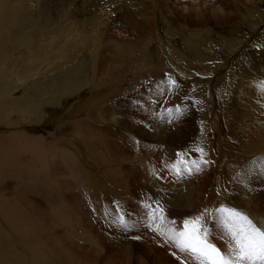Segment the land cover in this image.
I'll return each instance as SVG.
<instances>
[{"label": "rangeland", "instance_id": "rangeland-1", "mask_svg": "<svg viewBox=\"0 0 264 264\" xmlns=\"http://www.w3.org/2000/svg\"><path fill=\"white\" fill-rule=\"evenodd\" d=\"M259 32L264 0H0V264H206L155 230L197 217L232 257L221 207L264 228V64L228 73Z\"/></svg>", "mask_w": 264, "mask_h": 264}, {"label": "snow or ice", "instance_id": "snow-or-ice-1", "mask_svg": "<svg viewBox=\"0 0 264 264\" xmlns=\"http://www.w3.org/2000/svg\"><path fill=\"white\" fill-rule=\"evenodd\" d=\"M203 152L202 149H198ZM191 171V169H187ZM179 169L177 173L179 174ZM223 224L230 235L232 257H225L214 245L207 242L206 232L199 226L200 217L195 220H185L183 230L175 228L162 229L157 224L155 230L167 239L172 240L182 252H191L206 261V264H264V228L258 227L248 216L235 209H219ZM156 220L155 211L152 213ZM160 221H163V210H160ZM123 224V217L120 218Z\"/></svg>", "mask_w": 264, "mask_h": 264}, {"label": "bare ground", "instance_id": "bare-ground-1", "mask_svg": "<svg viewBox=\"0 0 264 264\" xmlns=\"http://www.w3.org/2000/svg\"><path fill=\"white\" fill-rule=\"evenodd\" d=\"M131 1V0H130ZM233 2V1H232ZM235 3V2H234ZM131 5V4H130ZM220 6V5H219ZM219 6H217V7H219ZM128 8H131V7H128ZM220 8V7H219ZM132 11H133V9H132ZM131 11V12H132ZM174 13V12H173ZM173 13L172 12H170L169 11V15H165L164 17L162 16V20L165 22V24L166 25H168L169 27H171L172 25L170 24V20L171 19H169V17H171L172 15H173ZM128 15V14H127ZM130 15V14H129ZM158 15V14H157ZM125 17V16H124ZM133 18V17H132ZM245 18V17H244ZM131 19V18H130ZM178 19V18H177ZM176 19V20H177ZM129 22V21H128ZM133 27V26H132ZM172 28H173V26H172ZM260 30V29H259ZM152 31L153 30H151V33H152ZM172 31V30H171ZM262 31V30H261ZM148 32V30L146 31V33ZM173 32V31H172ZM232 32H233V30H232ZM125 35V34H124ZM233 35H234V33H233ZM246 35V33H244L242 36H241V34H239V38H243L244 36ZM241 36V37H240ZM132 38V37H131ZM238 38V36L237 35H234L233 36V38H228L227 39V44L229 45V44H231V43H236L235 45H237V47H238V44L240 43H238L237 44V41H236V39ZM138 41H139V38H136ZM205 39V38H204ZM126 41V40H125ZM197 42H196V48L197 47H199V42H200V39H197L196 40ZM148 42H149V40H146V42H144V44H143V46L142 45H140V46H137V45H135L134 43L131 45V44H128L127 42L125 43V44H127L126 46L128 47V49H130V51H131V55L129 56V57H126L125 59H124V57H123V59H121V62H119V61H117L116 60V62H118V63H116L117 65H120L121 66V68H124L125 70H123V71H125L126 72V69L128 70V71H135V72H138L139 73V75H142L139 79L137 78V80H140V81H142L143 79H151V77H154V78H156L157 77V79H160V76L161 77H163L162 75H163V73L161 72V71H158V65H155L154 63H153V65L151 64V65H149V62H147L146 61V49H145V47L147 48V45H148ZM29 44V43H28ZM223 44H225V43H223ZM145 45V46H144ZM234 45V46H235ZM121 46V45H120ZM125 47V46H124ZM123 47V48H124ZM119 48V47H118ZM126 48V47H125ZM124 48V49H125ZM240 50L242 49V48H239ZM244 49V50H243ZM242 49V51H241V53L239 52V54L237 55V57H235V59L233 60V64L231 65L232 66V68H231V70H230V72H228V73H233V72H236V68H238V66L240 67L241 66V64L243 63V62H247V63H250V64H255V63H257V64H264V32L263 33H261V32H259L254 38H253V40H251V44H247L246 46H244V48ZM196 50V49H195ZM119 51V50H118ZM121 51V50H120ZM176 52H179V51H176ZM116 53H118V52H116ZM127 53H130V52H127ZM180 54H182V55H185L182 51L181 52H179ZM186 53V52H185ZM195 53H196V51H195ZM120 54V53H119ZM118 54V55H119ZM113 55V54H112ZM121 55V54H120ZM119 55V56H120ZM195 55H197V53L195 54ZM127 56V55H126ZM189 57V56H188ZM117 58H119V57H117ZM121 58V57H120ZM149 58V57H148ZM247 58H249V60H246ZM148 61H151V59L149 60L148 59ZM125 62V65H124V67H123V65H121L122 63H124ZM112 63V62H111ZM113 63H114V61H113ZM110 64V63H109ZM115 64V65H116ZM191 68H195V70L197 71V72H200V73H202V70H201V67L200 66H202L201 64H199V65H196V66H194L191 62L190 63H187ZM211 64V63H210ZM112 66V65H111ZM224 66H226V67H224L225 68V71H226V69H227V67H229V65H228V63H226V65H224ZM247 66V65H246ZM105 67V66H104ZM221 67V66H220ZM111 69H113V68H111ZM115 69H116V67H115ZM120 69V68H119ZM262 69V68H261ZM247 70V69H246ZM111 71H113V70H111ZM117 71V70H116ZM121 71V70H120ZM119 71V72H120ZM222 71H223V69H222ZM121 73H122V71H121ZM124 73V72H123ZM127 73V72H126ZM205 73V72H204ZM114 74V73H113ZM120 74V73H119ZM229 74V75H230ZM261 74V73H260ZM112 75V74H111ZM121 75V74H120ZM201 75V74H200ZM222 75V74H221ZM75 76V75H74ZM159 76V77H158ZM235 76V75H234ZM101 77V76H100ZM108 77V76H107ZM119 77V76H118ZM259 77V76H258ZM145 80H143L142 81V83L143 82H146ZM152 80H154V79H152ZM184 80V79H183ZM3 81V80H2ZM64 81L66 82L67 81V83H68V80H67V78H65L64 79ZM71 81H72V79H71ZM76 81V80H75ZM77 82V81H76ZM134 82V81H133ZM136 82H138V81H136ZM157 83V82H156ZM155 83V84H156ZM162 82L160 81V82H158V85H156L155 87V89L156 90H154V91H163V88L165 87L166 88V90H167V87L162 83ZM139 84V83H138ZM214 84V83H213ZM215 85V84H214ZM55 86V85H54ZM56 86H57V84H56ZM60 87V86H59ZM133 88H135V90H136V92L137 93H140V92H143L144 90V88L142 89L141 87H137L136 88V86H134ZM174 88V87H173ZM197 88V87H196ZM229 88L231 89V91H232V93L233 92H235L234 90H235V87L233 86V85H230L229 86ZM60 89V88H59ZM70 89V91H68ZM214 89H215V87H214ZM61 90V92H63V93H65V94H72V93H75V92H77L78 90H79V86H77V85H73V86H71L70 88H68L67 86H64V87H62V89H60ZM56 91V90H55ZM60 92V91H59ZM60 92V93H61ZM215 92V91H214ZM55 93V92H54ZM97 102V101H96ZM234 103H233V105H232V107L231 108H233V113H234V117H237V118H239V119H241L239 116H242V115H246L247 113H246V111L243 113V114H238V113H240L242 110H245L248 106L247 105H242V104H240L239 102H236V101H233ZM24 103V102H23ZM228 103V102H227ZM230 103V102H229ZM222 108V107H221ZM79 111H80V109H78ZM248 111H251L250 109H247V112ZM216 113H217V115L215 114V117L213 118L214 119V121L215 122H217L218 123V118L220 119V114H221V112L220 111H216ZM244 117H246V116H244ZM243 118V117H242ZM219 124V123H218ZM214 130V129H213ZM262 130V129H261ZM222 131V130H221ZM263 131V130H262ZM105 134V133H104ZM219 134V133H218ZM223 134V133H222ZM120 136V135H119ZM121 137V136H120ZM122 138V137H121ZM227 142V141H226ZM224 144V143H223ZM226 147H227V145L226 144H224ZM112 146V145H111ZM116 147V146H115ZM224 147V146H223ZM225 147V148H226ZM228 150V149H227ZM123 151V150H122ZM10 167H12V166H10ZM15 170H17V168L15 169ZM10 172H11V170H10ZM17 173V172H16ZM6 174V173H5ZM9 174H11V173H7V175L9 176ZM172 189V188H171ZM245 194V193H244ZM260 196V195H259ZM177 201V200H176ZM205 202V201H204ZM252 203V202H251ZM254 220V219H253ZM33 223V222H32ZM32 228H33V226H32ZM34 229V228H33ZM35 230V229H34ZM34 230H32V231H34ZM4 232V231H3ZM5 235V234H4ZM3 235V233L0 231V236L2 237V240L0 241V242H2V245L4 244V242L6 241V238H5V236ZM24 235V234H23ZM26 236H27V234H26ZM6 237H7V235H6ZM11 237V236H10ZM10 237H9V239H10ZM13 237V236H12ZM17 239V238H16ZM5 240V241H4ZM37 242V241H36ZM7 243V242H6ZM37 243H39V241L37 242ZM41 243V242H40ZM43 245H44V243H43ZM36 246V245H35ZM39 246V245H38ZM1 247V246H0ZM4 248V247H3ZM2 249V248H1ZM4 251H5V249H4ZM24 251V250H23ZM23 254V253H22ZM2 255V253L0 252V256ZM17 255V254H16ZM14 256V255H13ZM24 256V255H23ZM7 257H8V255H7ZM18 257V256H17ZM25 258V257H24ZM26 259V258H25ZM36 259H37V257H36ZM27 260V259H26ZM12 261V263H15V264H21V260H19L18 258H15V259H12L11 260ZM3 262V261H2ZM61 262V261H60ZM62 263V262H61Z\"/></svg>", "mask_w": 264, "mask_h": 264}]
</instances>
